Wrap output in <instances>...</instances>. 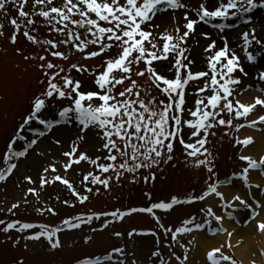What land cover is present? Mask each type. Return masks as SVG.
Masks as SVG:
<instances>
[{"label": "snow or ice", "instance_id": "obj_1", "mask_svg": "<svg viewBox=\"0 0 264 264\" xmlns=\"http://www.w3.org/2000/svg\"><path fill=\"white\" fill-rule=\"evenodd\" d=\"M257 8H264V2L195 0V7H192L185 0H31V3L30 0H0V37L5 36L3 21L7 20L13 27L12 45H17L22 35L43 53L25 55L22 48L16 50L24 60L38 61L36 67L42 73L38 80L41 90L31 98L29 111L7 142L3 157L6 167L0 170V183L13 175L19 160L27 158L30 151L45 155L38 148L42 139L57 128L69 125L77 126V135L69 142L68 150L62 152L67 159L61 167L67 173L74 165L87 162L95 169L82 174L80 183L85 189L84 194L66 175L59 174L58 162H53L43 169L39 189L29 188V195L39 198L40 190L45 186L60 182L76 198V203L65 200L64 204L75 208L77 203H88L93 194L99 196L101 187L111 191L113 181L119 183L129 174L132 183L141 177L145 184L154 183L157 174L153 169L162 171L163 165L173 164L177 145L187 158L185 163L204 172L203 186L199 190L190 189L183 196L173 195L147 207L93 210L90 214L67 218L59 226L18 219L0 220V232L9 239L13 231L24 241L43 239L49 250L55 251L63 247L60 234L65 231V226L68 230L81 229L99 220L101 228H92L91 231H103L134 214L146 213L155 220L159 232L133 229L127 235L129 238L136 235L155 238L148 264H192L190 254L193 248L189 245H195V237L187 244L184 243L185 237L204 232L207 226L213 236L226 233L231 238L233 233L223 226L226 218L236 220L235 211L249 209L253 219L259 216L264 211V183L253 182L251 173L255 171L264 181V156L255 158L245 154L255 143V138H241L239 133L245 128L264 131V114H261L264 113V88L257 89L260 95L254 97V102H241L239 96L248 90L239 89L241 77H247L248 72L241 56L230 48L227 35H224L227 28L234 26L230 21L237 17L243 20L246 14ZM178 10L184 12V24L174 17L175 27L161 34L160 25L153 21L160 14H174ZM201 25H211L217 32L200 31ZM41 28L48 30L43 36L40 35ZM197 33L207 41L204 46L207 71H193L195 61L190 58L188 43ZM214 34L217 39H213ZM157 39L164 43L161 45ZM241 40L238 47L247 54L246 60L255 62L257 56L249 49L254 45L264 47V41L256 36L254 29L243 31ZM62 47L65 51L60 50ZM113 50H116L115 55H108ZM2 51L4 49L0 48ZM75 54L84 60L106 58L98 68L79 63L65 68L50 59L67 62ZM141 64L144 65L142 69ZM73 70L80 75L87 73L90 82L74 77ZM144 78L150 82L151 88L141 83ZM257 78L264 81V71L259 72ZM153 89L159 95H153ZM53 110L56 115L49 118ZM221 128L227 129L224 135L234 141V147L238 149L237 159L242 162L239 171L226 178L220 177L217 156L209 147L211 138H215ZM89 130L95 131L104 141L98 151L106 152V156L93 158L80 151V144ZM53 142L61 144L58 139ZM49 172L55 173L51 180ZM25 179L30 184L37 183L30 176ZM234 183H241L246 195L227 188ZM145 195L152 201L151 192ZM25 202H28L27 195ZM197 204L202 207L195 215L184 218L179 226H166L156 211L161 210L167 215L177 208ZM20 206L19 202L12 204L8 213L15 215ZM37 211L41 215H58L47 205ZM214 221L219 222V227L214 226ZM257 226L264 233V219L259 220ZM161 232L167 241V253L161 249ZM114 235L121 238L125 234L117 231ZM92 240L89 235L87 241ZM20 242L16 239L14 245L18 246ZM28 247L25 243L24 249L28 250ZM232 248L229 239L206 251L203 262L197 261L196 264H238L228 253ZM16 264H25V260L19 258ZM79 264H140V261L134 252L129 257L125 247H116L108 254L82 259Z\"/></svg>", "mask_w": 264, "mask_h": 264}, {"label": "rangeland", "instance_id": "obj_2", "mask_svg": "<svg viewBox=\"0 0 264 264\" xmlns=\"http://www.w3.org/2000/svg\"><path fill=\"white\" fill-rule=\"evenodd\" d=\"M57 2H59V0H57ZM185 2L195 7V0H185ZM12 15H15V12H13ZM183 15L184 12L181 10L174 14L171 12L160 14L153 23L160 25L159 32L162 34L166 29L175 27L174 17L179 18L180 24L183 25ZM193 18L195 17L193 16ZM3 22L5 23V36L0 37V48L4 49V51L0 52V170L6 167L3 157L9 138L13 136L18 125L22 122V117L29 111L31 98L41 90L38 80L42 78V73L36 67L38 61H26L23 56L17 55L16 50L17 48H22L25 55L30 53L43 54L40 48L31 45L22 35L19 37L18 44L12 45L10 43V36L13 33V27L7 20ZM231 23L234 24V26L227 28L224 35H227L230 48L241 56V61L244 64L245 70L248 72L247 77H241L242 84L239 86L241 91L245 88L248 89L247 91H243V95L239 96V99L242 100L243 96L250 98L253 95L255 96L256 93H259L257 89L264 88V81H260L257 78L258 73L264 71V47L254 45L249 49V51L257 56L255 62L247 61V54L238 47V45L242 43L241 36L243 31L254 29L256 36L259 35L264 40V8L254 9L252 13L246 14L243 20L237 17ZM199 27L200 31L217 32L216 29H212L211 25H201ZM46 31L48 30L41 28L40 35L43 36ZM154 38L156 37L154 36ZM213 39H217L215 34L213 35ZM157 42L161 45L164 43V41L159 39H157ZM206 43L207 41L200 37L199 33L193 35L189 39V44H191L190 50L193 49L192 56L194 55V58H199V61L195 62L193 66V71L204 70V68H201L204 66L201 60L203 58L206 59L207 54L204 52ZM218 46H220L219 42ZM60 50L65 51L63 47ZM115 53L116 50H113L108 55H115ZM105 58V56H101L93 60H84L78 54H75L69 61L64 62L50 57V59H53V62L63 64L65 68H68L72 63L87 65L89 68H98ZM156 66L159 68V62H157ZM140 67L142 69L144 65L141 64ZM164 74L170 75L167 72ZM72 75L85 83L90 82L87 73L80 75L73 70ZM237 75L240 74L237 73ZM141 83L145 85V87H152L147 78L142 79ZM117 91H119V89ZM153 95H159V93L153 89ZM160 98L164 97L161 96ZM191 99L192 98L189 97V102H191ZM55 115V110H53L49 113V118ZM61 129H66L70 134L66 140L65 137L61 135L63 134V132L60 131ZM217 131L218 134L215 138H211L209 147L213 149L217 156V169L220 173V177L226 178L234 171H239L242 162L237 159L238 149L234 147V141L224 135L227 129L221 128ZM246 131H258L260 134L264 133V131H259L257 129L245 128L239 133L241 138ZM76 135V125L59 127L54 130L53 133L49 134V136L43 138L38 145L39 150L44 151L45 155L41 156L35 151H30L27 158H21L19 160L18 167L14 170L13 175L6 182L0 183V220L14 221L18 219L22 222L47 223L50 226H59L62 224L63 220L67 218H72L81 214H90L93 210L101 212L116 209L127 210L132 207H147L150 206L152 202L161 200L166 201L173 195L183 196L190 189L199 190V188L203 186V170H194L187 165L185 163L187 158L183 154L182 148L177 145L175 153L176 159L173 162L175 166H173V164L163 165L162 171L153 169L157 174V179L154 183L145 184L143 183L142 177L138 182L132 183V177L129 174L123 177L119 183L113 181L111 191H107L101 187L99 189V196L93 194L88 203L85 205L77 203L75 208L68 207L64 204L65 200L76 203V198L70 193L69 189L60 182L45 186L40 190L39 198L34 194L29 195V188L36 187L39 189V177L43 169L53 162H58L56 163V168L59 174L61 176L66 175L77 190L84 194L85 189L80 183L82 174L86 175L89 171H94L95 169L87 162L74 165L67 173H65L64 169L61 167V163L65 162L67 159L62 156V152L68 150L69 142ZM54 139L60 140L61 144L57 145L54 143ZM103 143L104 141L95 131L89 130L85 140L80 144V151L87 152V154L93 158L106 156V152L98 151ZM251 147H253V145L245 151V154L250 153ZM101 162L103 163L104 161ZM142 172L144 175H147L146 171L142 170ZM54 175L55 173L49 172V180H51ZM29 176L32 177L34 181H37V183H28L25 178ZM232 186L233 188H237L236 191L242 196L246 195V191L241 183H234L227 187L231 188ZM146 192L152 193V201H149L145 195ZM26 195L28 202H25ZM17 202H19L21 206L15 210V215H10L8 210L11 208L12 204ZM43 205L54 208L58 215H50L48 213L41 215L37 211V208ZM201 207L202 205L200 204L191 207H180L167 215L161 210L156 211L157 214L162 217L166 226H179L184 218H187L189 215H195ZM250 211L251 210H237L234 212L236 220L228 218L225 220L231 223L236 229H248L255 223V219L259 217L257 216L255 219L251 220ZM221 213L223 214L222 209ZM198 219H202V217H198ZM101 225L102 222L97 220L91 226L84 225L81 229L68 231L65 226L66 230L60 234L63 247L55 251H50L46 241L43 239L38 242L24 241L20 237V234L14 231L11 234L12 238L9 239L7 235L0 232V264H16L19 258H23L25 264H75L82 259L95 258L97 255L108 254L116 247H125L129 257H131L134 252L140 264H148V258L155 247V238L151 235H136L129 238L127 234L133 229L141 231L156 230L159 232L156 222L150 214H134L131 218L128 217L123 222H116L103 231H91L92 228L100 229ZM214 226L219 227V222L214 221ZM206 228L208 227L206 226ZM117 231L125 235L118 238L114 235ZM194 233L184 238L185 244H187L188 240L192 239V237H195ZM89 235L93 237L92 241H87ZM16 239L21 240L18 246L14 245ZM233 239H235V234L230 238V240ZM160 240L161 249L167 253L168 249L165 247L167 241L162 232L160 233ZM239 242L234 244L232 249L228 250V253L238 261L240 260L236 255V250L241 246ZM25 243L29 245L28 250L24 249ZM189 246L196 248V243L195 245ZM177 251L179 252V249H177ZM193 252L194 251H192L191 254H193ZM252 257V261H255V263L260 262L264 264V256ZM197 261L201 260H194L191 258L192 264H196Z\"/></svg>", "mask_w": 264, "mask_h": 264}, {"label": "bare ground", "instance_id": "obj_3", "mask_svg": "<svg viewBox=\"0 0 264 264\" xmlns=\"http://www.w3.org/2000/svg\"><path fill=\"white\" fill-rule=\"evenodd\" d=\"M259 95L258 93L255 94ZM254 95L250 98H246L243 96V99L241 102L244 103H250L254 102ZM61 132H63L62 137H65V140L70 135L66 129H61ZM247 136H253L255 138V143L253 144V147H251V151L248 154L254 155L255 157L259 158L261 156H264V133H255L253 131H246L243 135L244 137ZM251 179L253 182H262L258 175V173H251ZM232 192H236V190L229 188ZM264 213V211H263ZM262 214L261 217H259L253 225L250 226V228L245 230H239L236 229L234 226H232L231 223H228L226 220L224 221V227L227 228L230 232L235 234V239L230 240L232 245L239 243L241 246L238 250H236V255L239 257V259L246 263V264H253L254 261H252V256H261L264 255V233H261L258 229L257 222L259 220L264 219V215ZM195 241H196V248L193 249V254H191L192 259H198L203 262L204 256L206 251L210 250L212 247L219 246L221 243L228 241L230 238L226 234L222 236H215V238H209L204 233H196L195 234ZM233 236V235H232ZM256 264V263H255ZM258 264V263H257ZM260 264V263H259Z\"/></svg>", "mask_w": 264, "mask_h": 264}]
</instances>
